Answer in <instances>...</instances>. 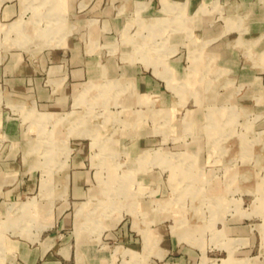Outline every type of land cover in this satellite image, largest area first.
Wrapping results in <instances>:
<instances>
[{"label": "rangeland", "instance_id": "obj_1", "mask_svg": "<svg viewBox=\"0 0 264 264\" xmlns=\"http://www.w3.org/2000/svg\"><path fill=\"white\" fill-rule=\"evenodd\" d=\"M160 1L163 9L168 10L167 7H171L167 0ZM174 7L170 14L172 18H168V21L143 22L137 19L136 25L148 32L156 27L163 28L168 25L173 27L172 32L176 29L182 30V23H188L190 16L186 17L179 5ZM25 8L30 10L23 11L0 28L1 60L9 52L18 51L20 55L27 56L34 62L41 47L61 43L67 32L63 24V14L56 4L52 3L49 6L46 1L29 0ZM188 27L187 36L191 38L192 43L196 40L194 26ZM122 33H127L125 28ZM135 33L138 34L137 31ZM164 33L166 31L158 34L161 35L160 38L153 42L149 41L148 35L140 34V39L133 38V48L139 53L145 65L151 64L156 69V63H160L161 67L156 69V72L166 79L167 84L175 86V83H180L187 86L185 79L175 82L171 77L173 73L164 59L174 46L168 44L171 32L167 35ZM3 45L6 48H3ZM252 46L256 53L259 52L256 54L258 58H251L245 51V46L241 45L236 61L247 69V73L254 72L260 75L252 83L247 82L246 74L242 75L232 68L223 70V73L216 71L215 68L204 74L199 67L201 43L191 48L188 54L191 63L189 70L198 71L201 77L207 75L204 82L211 79L213 90L201 91L203 88L201 86L198 92L201 96L199 103L195 102L192 95H187L185 100L179 97L176 102L182 104L181 107L165 114L156 113L155 115L159 114V119L155 116L154 124L146 118L138 121L137 124L144 123L145 127H151V131L156 137L159 135V139L150 143L156 148L144 150L136 155L135 159L129 150L126 154L115 144L118 141L116 138L120 136L117 134L125 127H128L127 131L132 130L135 124L133 121L141 117L139 110L133 117L135 107L141 106L134 101V93H129L128 90L116 93L120 97L129 95L132 98L127 106L122 107L118 102L112 101L106 104L107 98L104 97L107 88L123 87L126 86L125 83L104 80L97 84L84 82L74 87L72 91L74 103L80 105L73 107L81 110L79 116L81 128L72 133L70 126L69 133L81 137L63 135L67 130V123L56 124L65 119L69 112L65 116L60 114L50 117L35 111L33 106L24 108L22 104L12 103L25 110L23 118H30L26 125L27 130L34 129L41 121H49L58 134L52 136V132H49L51 136H29V139L27 135H22L13 144L14 159L23 174H28L26 169L34 168L30 176L35 181V187L28 193L33 195L20 196V199L8 203L6 212L0 202V262L25 264L14 250H9L4 239L5 234L14 237L19 234L37 240L57 229L64 231L67 242L71 243L73 227L70 219L73 213L75 232L85 228L82 229L84 233L87 231L92 234L90 238L95 237V244H100L107 256H111V264H182L187 260L190 264H264V29ZM207 47L208 45H204L203 50L205 51ZM180 50L185 52L183 46L177 45L174 51ZM151 52L154 56H150ZM172 54L173 52L170 55ZM182 62L188 63L186 57ZM207 64L213 66L219 62L213 59ZM252 87L256 89L251 90ZM187 89L192 90L190 93L195 97L198 96L193 88ZM88 90H94L95 94L90 101H84ZM257 95H260L258 99ZM71 101L69 93L65 99V103L68 104L65 110L72 107ZM160 104L162 107V102ZM150 114V117H153V112ZM94 118L99 124H105L106 130L110 127L112 130L105 136H98L100 127L92 123ZM174 119L177 122V131L175 138L169 139L164 135H172L174 132L168 126ZM47 126L49 127L48 123H45L44 127ZM186 135L201 136L197 140L201 153L197 155L196 166L208 178L206 182L200 180L194 182L202 187L201 190L189 189L187 183L185 184L191 177L186 171V167L192 164L190 153L173 151L192 150L195 147L193 144L188 147L187 143L191 138ZM6 141H0V148L5 146ZM78 145H81L80 168L89 166L92 171L95 167V178L91 177L85 184L90 185L86 198H79L82 200L72 203L73 198L67 188L68 172L64 177L63 169L70 162L73 146L76 148ZM89 152L92 166L89 164ZM155 156L157 158L153 162ZM147 160L145 166L148 167L145 172L159 175L158 182L153 178L147 179V175L142 181L137 180L140 179V174L136 169ZM39 173V188L36 193ZM218 192L224 197L225 207L222 206L223 214L220 219L215 221H212V218L208 219L209 225L214 223L216 227L223 229L228 217H232L235 223L244 225L249 235V241L246 238L247 241L241 242L233 249L223 240L222 235L219 237L215 235L218 232L215 228L210 229L212 234L209 238L205 226L208 216L207 201L200 203L199 200L206 194L214 195ZM142 200L144 203L148 202L145 207H142L140 202ZM155 200H160L161 209L157 207ZM58 203H63L60 204V207L63 205L64 208L61 213L68 219V223L61 227L57 221L61 215L60 213L56 215ZM172 203L178 204L172 207L176 211L175 217L164 212ZM157 213L159 219L152 221L148 218ZM141 214L147 224L144 226L143 250L132 252L123 247L141 250L142 242L137 229L144 223ZM157 225L159 229L155 228L158 234L155 239L149 228ZM33 228L34 233H30ZM226 232L224 235L230 236L227 230ZM153 243L159 246V252H153L158 248ZM223 246L227 249L226 256ZM72 260L70 257L65 262Z\"/></svg>", "mask_w": 264, "mask_h": 264}, {"label": "crops", "instance_id": "obj_2", "mask_svg": "<svg viewBox=\"0 0 264 264\" xmlns=\"http://www.w3.org/2000/svg\"><path fill=\"white\" fill-rule=\"evenodd\" d=\"M40 1H46L49 6L52 3L57 5V8L63 14V24L66 26L67 32L61 43L41 47L40 51L36 54L34 62L27 56L20 55L18 51H11L3 60L0 59V141L7 140L4 143L5 146L0 148V202L4 212H6L8 203L20 199V196L33 195H28V193L35 187V181L30 176L34 168L26 169L28 174H23V171L20 170L14 159L15 149L12 148L13 144L22 135H27V139H29V136H54L57 133L49 121H41L40 125H37L34 129L27 130L26 125L30 118H23L25 110L18 108L12 103L22 104L24 108L33 106L35 111L43 115H49L50 117L60 114L65 116L69 112V115L65 119L63 118L61 121L59 118L61 122H57L56 124L67 123V130L63 135L81 137L76 134L72 135V133H76L81 128L79 121L81 110L73 107L80 105L74 103L72 96L74 87L84 82H94L97 84L104 80H116L117 82L125 83L126 86L123 87L107 88L104 97L107 98L106 104L112 101L118 102L122 107L127 106L132 98L129 95L120 97L116 93L128 90L129 93H134V101L138 102L137 105L141 106L139 108L135 107L133 113L134 117L136 111L139 110L141 117L133 121L134 125L132 122V130L127 131L128 127H125L117 134L120 136L116 138L118 141L115 144L116 147L122 148L126 154L130 151L135 159L136 155L150 149L152 147L151 144L156 139H159V135L156 137L153 131H151V127H145L144 123L137 124L138 121H143L146 118L154 124V117L157 116L159 119V114L155 115L156 113L161 112L160 114H165L173 111L175 108L181 107L182 104L176 102L179 97L185 100L187 95H192L195 102L199 103L201 96L198 92L201 86L203 87L201 91L204 89L213 90L211 79L204 82L207 77V75L204 77V74L208 73L207 71H213L216 68V71L223 73V70L236 69L240 74L247 75L248 83H252L255 78L260 77L259 74H255L254 72L247 73V69L237 64L236 61L241 45L245 46V51L251 58H258L256 54L259 52H255L252 44L259 39L264 29V0H167L169 5H171L170 8L169 6L167 7L168 10L163 9L160 0ZM28 2L29 0H0V28L23 11L30 10L29 8H25L28 6ZM175 5L181 7L186 17L190 16L188 23L181 22L183 25L182 30L176 29V31L172 32L173 27L168 25L163 28L156 27V29L148 32L143 27L136 25L137 19L143 22L168 21V18H172L170 14L174 11ZM188 25L194 26V37L196 40H193L192 43L190 42L191 38L187 36ZM124 28L127 32L125 34L122 33ZM136 31L138 32L137 35H135ZM163 31H166L164 35L171 32L168 44L174 46V49L167 55L168 57L166 56L164 59L171 69V73H173L171 77H173L175 82L185 79L188 84L187 86L180 83H175V86L167 84L166 79L156 72V69L161 67L160 63H156V69L151 64L145 65L142 59H140L139 53L133 48V38L140 39L141 35H148L149 41L152 40L153 42L160 38L161 35L158 34ZM1 35L2 33L0 32V37ZM200 43L201 57L199 59V67L204 72V76L202 77L198 71L189 70L191 63L188 57L189 50L195 48ZM177 45L183 46L185 52L181 50L175 52L174 50ZM204 45H208L205 51L203 50ZM3 48H6V46L3 45ZM172 52L173 54L170 55ZM152 55L154 56L151 52L150 56ZM185 57L188 63L182 62L185 60ZM213 59H216L219 64H214L213 66L207 64V62ZM197 80L199 81L197 82ZM187 87L193 88L198 96L195 97L190 93L192 90L187 89ZM253 89L255 90L256 88L252 87L251 90ZM69 93L72 98V107L65 110L68 105L65 103V99ZM94 94V90H88L84 96V101H90ZM259 96L257 95L256 99ZM161 102L163 104L162 107ZM82 104L87 108L84 103ZM151 112H153V117H150ZM160 120L162 121L161 118ZM45 123H48L49 127H44ZM92 123L100 127L98 136H105L112 130L111 127L109 130H106V125L99 124L95 121V118ZM176 123L174 119L168 124L174 132L171 133L172 135H164V137L168 136L169 139L175 138V131H177ZM70 126L72 127V133H69ZM49 132H52L51 135ZM186 136L191 138L187 143L188 147L192 144L195 147L192 150L173 151L190 153L192 164L186 167V171L191 177L185 184L187 183L189 189L201 190L202 187L200 185L194 184L196 180L208 181L206 174L200 172L196 166L197 155L201 153L197 146L199 145L197 140L201 136ZM80 148L81 145H78L76 148L73 146V149L71 147L73 153L70 155V162L63 169L64 177L67 176L68 172L69 180L67 188L73 198L71 199L72 203L86 198L87 188L90 185L87 186L85 184L91 180V177L95 178L94 166L92 171L89 169V166L80 168V164L82 163ZM156 158L155 156L153 162L156 161ZM88 159L91 165L90 152ZM147 162L148 160L144 161L143 165L136 169L140 174V179L137 180L142 181V178L147 175V179L153 178L158 182L159 175L145 172V169L148 167L145 166ZM39 181L40 173L36 193L39 188ZM209 196L212 198H208ZM206 201L208 216H206L207 222L205 226H207L209 238L212 234L210 233V229L215 228L218 231L215 235L218 237L222 235L223 240L231 249L241 242L247 241L246 238H248V241L250 240L244 225L235 223L232 217H228L227 224H225L223 229L216 227L214 223L213 225H209V218L215 221L222 217L225 200L220 195V192L214 195L206 194L205 197L199 200L200 203H205ZM140 202L142 207H145L146 203H148H144L145 201L143 200ZM155 202L157 207L161 209L160 200H155ZM60 204L63 203L56 205V215L59 213L61 215L57 219L59 227L68 223L66 216L61 213L64 208L63 205L60 207ZM174 205L178 204H169L167 211L164 212L174 216V213H176L175 209L172 208ZM159 217V213L148 216L152 221L159 219ZM50 220L52 221V219ZM70 220L73 227L71 243L67 242L64 231L57 229L55 232L37 240L35 238L31 239L26 236H19V234L17 235L18 237L5 234L4 239L9 246V250H14L17 257L25 264H111V256H107L105 251L102 250L103 247L99 246L100 244H95L94 233L92 232L94 238H90L92 234L82 231L85 228H80V230L75 232L73 213ZM141 220L142 222L144 221L143 226L137 228L142 242L141 250L135 251L128 247L123 248L132 252H141L143 250L144 226L146 224L143 214H141ZM155 228L159 229V226L157 225L149 229L156 239L158 234ZM226 230L230 236L224 235ZM10 233L14 234L15 232ZM30 233H34V228L31 229ZM33 241L35 242L33 243ZM155 246L158 248L154 249L153 252L157 253L160 248L157 244ZM223 248L225 249L226 256L227 249L224 246ZM70 257L73 259L72 262H65ZM0 264H4V261L0 262ZM182 264H190V261H184Z\"/></svg>", "mask_w": 264, "mask_h": 264}, {"label": "bare ground", "instance_id": "obj_3", "mask_svg": "<svg viewBox=\"0 0 264 264\" xmlns=\"http://www.w3.org/2000/svg\"><path fill=\"white\" fill-rule=\"evenodd\" d=\"M112 181V180H111ZM108 187V186H107ZM109 188V187H108ZM110 189V188H109ZM110 191V190H109ZM121 192V191H120ZM147 242V241H146ZM148 246V245H147Z\"/></svg>", "mask_w": 264, "mask_h": 264}]
</instances>
